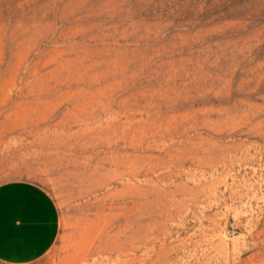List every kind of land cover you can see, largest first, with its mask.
<instances>
[{"label": "rangeland", "instance_id": "rangeland-1", "mask_svg": "<svg viewBox=\"0 0 264 264\" xmlns=\"http://www.w3.org/2000/svg\"><path fill=\"white\" fill-rule=\"evenodd\" d=\"M9 180L39 264H264V0H0Z\"/></svg>", "mask_w": 264, "mask_h": 264}, {"label": "crops", "instance_id": "crops-1", "mask_svg": "<svg viewBox=\"0 0 264 264\" xmlns=\"http://www.w3.org/2000/svg\"><path fill=\"white\" fill-rule=\"evenodd\" d=\"M59 227L57 204L40 184L0 183V264H39L55 245Z\"/></svg>", "mask_w": 264, "mask_h": 264}]
</instances>
